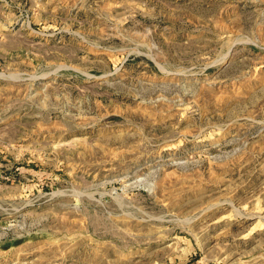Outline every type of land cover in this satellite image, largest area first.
<instances>
[{"label": "rangeland", "instance_id": "1", "mask_svg": "<svg viewBox=\"0 0 264 264\" xmlns=\"http://www.w3.org/2000/svg\"><path fill=\"white\" fill-rule=\"evenodd\" d=\"M260 263L264 0H0V264Z\"/></svg>", "mask_w": 264, "mask_h": 264}, {"label": "bare ground", "instance_id": "2", "mask_svg": "<svg viewBox=\"0 0 264 264\" xmlns=\"http://www.w3.org/2000/svg\"><path fill=\"white\" fill-rule=\"evenodd\" d=\"M258 263V262H257ZM261 264V263H260ZM264 264V263H263Z\"/></svg>", "mask_w": 264, "mask_h": 264}]
</instances>
